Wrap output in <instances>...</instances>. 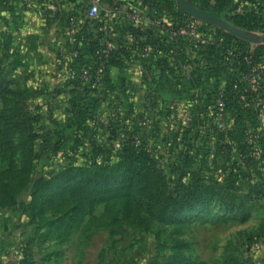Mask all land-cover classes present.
Masks as SVG:
<instances>
[{"label": "rangeland", "instance_id": "1", "mask_svg": "<svg viewBox=\"0 0 264 264\" xmlns=\"http://www.w3.org/2000/svg\"><path fill=\"white\" fill-rule=\"evenodd\" d=\"M54 23L0 0V264H264V105L245 100L239 119L230 101L225 130L217 112L215 124L199 114L151 123L137 150L155 164L136 166L163 182L141 198L126 138L105 128L96 149L89 137L114 115L100 110L102 94L69 85L73 63L53 58L52 39L67 53L71 43ZM208 126L217 145L202 143Z\"/></svg>", "mask_w": 264, "mask_h": 264}, {"label": "crops", "instance_id": "2", "mask_svg": "<svg viewBox=\"0 0 264 264\" xmlns=\"http://www.w3.org/2000/svg\"><path fill=\"white\" fill-rule=\"evenodd\" d=\"M23 1L30 14L33 13L34 10L29 6L28 0ZM170 1H175L177 4L176 0ZM259 1L264 5V0ZM134 4L140 7L143 15L138 25L131 23L125 16H118V14L125 15ZM89 5V0H78L70 6L74 14L83 15ZM103 6L109 11V16L102 15L101 21L111 22L113 27L111 39L114 47L123 50L119 52L120 64L108 67L103 82L98 85L100 94L107 98L100 110L111 114L113 106L120 100L126 109L146 114L155 124L164 125L167 121L171 122V125H178L176 120H181L183 117L194 118L197 113L203 115L202 119L207 122L213 121L215 124L216 110L209 99V90H216V86L225 87L226 84L233 82L234 77L232 70L219 77L214 75L213 63H219L222 67L227 63L224 62L223 65V54L213 50L222 42L221 36L216 33V28L199 20L197 29L203 38V44L193 49L196 43L192 39L173 34L189 28L183 25L177 8L171 2L151 4L144 0H104ZM160 14L168 15L171 20V25L162 30L153 24L154 17ZM65 17L66 15L60 20L52 21L56 22L52 27L53 34L54 31L59 33L64 31L67 34ZM52 40H59L61 48L65 46L62 45V38L58 36ZM53 41H49L51 48L58 46ZM249 46L255 51L264 45L249 43ZM182 53L187 54L188 57L183 59ZM52 56L54 59L58 58L57 53ZM87 57L88 55L83 60L85 61ZM178 67L187 72H195L198 74V80L192 82L185 76L176 77L171 69ZM151 98L157 101L153 102ZM194 98L199 100L198 103L193 100ZM171 116L173 117L170 118ZM201 138L203 145L217 144L216 134L209 126Z\"/></svg>", "mask_w": 264, "mask_h": 264}, {"label": "trees", "instance_id": "3", "mask_svg": "<svg viewBox=\"0 0 264 264\" xmlns=\"http://www.w3.org/2000/svg\"><path fill=\"white\" fill-rule=\"evenodd\" d=\"M193 4L201 7L202 9L214 13L218 15L221 18L226 17L228 22L233 24L235 27L250 31V32H262L264 33V5L259 0H190ZM144 2L149 3H156L160 2L161 4H167L171 2L178 10V14L180 16V20L182 21L183 25L186 28H197V23L199 22L198 19L193 18L189 15H187L185 12H183L177 4L170 0H161V1H154V0H144ZM213 27V26H212ZM216 33L218 36H221L222 42L216 47H214V51H219L223 54L224 62H227L229 64L230 62H233L234 65H225V67L220 66L219 63H213V72L214 75L219 77L221 74L226 73L227 71H233L235 67H238L240 71L236 72L234 81L230 84H226L225 86V92L226 98L228 99V104L234 106V110L236 113H238V118L240 119V113L244 112L247 105L245 104V100H247V103L250 104L253 99L257 95L249 89V87L245 84H242L239 82L238 78L241 77L242 74H245L247 72H250L251 69L256 68L260 63L262 58H264V46H260L257 50L253 51L249 47V43L246 42L243 39H240L224 30L216 28ZM103 37V35H102ZM196 43V42H195ZM202 43H196L195 46L193 45V49L200 46ZM72 48H77L79 52L78 61L80 62L79 65L82 68H88L91 71L92 75V82L95 83L98 79L96 87H89V86H82L79 83H75V92L78 93V95L83 96L85 94H88L89 97L91 96H97L100 94V90L98 85H100L103 82V75H98L97 70L100 66V63L98 62L95 53L101 48V42L98 39L94 38V35L85 29H81L78 32V39L74 45L71 46ZM123 50V49H122ZM121 48L118 47L113 51V57L111 58V62L108 67L112 65H118L120 64L119 60V52H122ZM234 52V55H230V51ZM183 59H186L188 57L187 54L182 53ZM88 55L87 59L84 61V57ZM166 65V64H165ZM261 65V64H260ZM264 67V64L261 65ZM181 67V66H180ZM178 67L176 69H171V71L174 73L176 77H182V71L181 68ZM166 68V67H165ZM261 68V67H257ZM107 70V68H106ZM105 70V72H106ZM191 76L190 80L192 82H196L198 80V74L195 72H188ZM238 82V88H235V84ZM73 85V81H69V85ZM185 85V84H184ZM183 85V86H184ZM216 90H209V99L214 105L215 99H216V93L219 88L217 86L215 87ZM264 95V86L262 87V90L260 92V95ZM98 100L93 101V99H90V102L92 104V109H90L92 112V115L94 118H96L95 113L98 111L99 105L101 104V99L96 98ZM194 101H197L198 99L194 98ZM151 101L155 102V98H151ZM117 105L113 106L112 114L114 116H111L110 119H108L107 126H104L106 123L105 121L100 120H94L93 124L91 125V133L89 134L90 138H93V144L98 145V143H101V132L105 128L110 130V136H112L111 139L118 138L120 135H123L125 139V143L122 145L124 149V153L126 155L125 159L129 160L131 158L134 160V165L132 168H128L126 171L128 173V179L130 182H132L136 188H137V194L144 199H155L159 195L160 187H162L163 178L160 175V173L157 171L155 167H148L147 171H141L137 166V162H141L143 164H148L154 166V162L149 159V157L146 158V153H139L137 150L139 147L137 146V139L136 137L141 138L143 143L146 142V139L153 134H156L154 131V126L152 128H147L143 125L139 126L136 125L137 123L141 122L146 118V116L141 112L137 113L132 109H126L120 102ZM250 109L254 110V115L259 113V111H255L254 108L248 107ZM260 109V108H257ZM217 112V111H216ZM215 112V113H216ZM199 116H203L201 113H197ZM196 115V114H195ZM196 117V116H193ZM177 118V117H176ZM192 117H189L191 119ZM118 119V120H117ZM193 119V118H192ZM195 119V118H194ZM101 121V123H100ZM180 120H176L177 123H179ZM128 122H131L133 125L132 130ZM190 122H192L190 120ZM122 126H120V125ZM137 129H136V128ZM184 130H186L188 133L192 132L194 133V130L190 127H184ZM142 143V144H143ZM217 145V144H216ZM211 146V145H210ZM247 147V144L243 146ZM96 149L99 148V145L95 147ZM151 162V163H150Z\"/></svg>", "mask_w": 264, "mask_h": 264}, {"label": "built area", "instance_id": "4", "mask_svg": "<svg viewBox=\"0 0 264 264\" xmlns=\"http://www.w3.org/2000/svg\"><path fill=\"white\" fill-rule=\"evenodd\" d=\"M78 0H28L29 6L34 10V12L50 21H56L62 19L64 15H66L65 24H66V31L69 37L71 46L74 45L78 39V32L81 29H85L86 31L92 33L95 39L100 40L101 48L95 53L100 66L97 70L98 75H105V70L108 68L111 58L113 57V51L115 50L114 44L112 42V34H113V27L111 22L108 21H101L102 15L109 16V11L104 9L103 2L104 0H89L90 5L87 8L85 14L83 15H76L73 13V9L70 5H73ZM154 1H161V0H154ZM118 16H125L127 20H129L134 25H138L143 15L141 13L140 7L137 4H134L129 12L124 14H118ZM153 24L159 30L165 29L171 25V20L168 15L160 14L154 17ZM174 35H182L184 37L192 39L196 43H202L203 38L200 36L199 30L197 28H189L186 31H176L173 32ZM103 35V37H102ZM72 48V47H71ZM66 48H61L60 57L57 60L60 63H73V70L69 75V80L73 81V85L77 82L82 86H89V87H96L99 80L98 79L95 83H93L91 71L88 68H82L80 62L78 61L79 52L77 48H72L71 51L68 53L66 52ZM230 55H234V52L231 50ZM226 65L233 66L234 63L230 62L229 64L225 63ZM261 68H254L251 69L250 72L242 74L240 78H238L239 82L245 84L249 87L251 91H253L257 98L254 101V105L263 106L264 101L259 99L260 92L262 87L264 86V67L259 66ZM182 75L191 78L190 74L187 70H181ZM240 71L238 67L233 69V74L235 77L236 72ZM233 77V81H234ZM235 88H238V82L235 84ZM225 87L219 88L216 93V99L214 102L215 110L218 114L219 119V128L221 130H225L228 118V99L226 98ZM157 101V100H156ZM155 101V102H156ZM152 119L150 117H146L143 121V125L145 127H149L152 124ZM139 139H137V143ZM250 143V141H249Z\"/></svg>", "mask_w": 264, "mask_h": 264}, {"label": "water", "instance_id": "5", "mask_svg": "<svg viewBox=\"0 0 264 264\" xmlns=\"http://www.w3.org/2000/svg\"><path fill=\"white\" fill-rule=\"evenodd\" d=\"M178 7L187 15L207 22L249 43L264 45V34H257L235 27L218 15L208 12L193 4L190 0H176Z\"/></svg>", "mask_w": 264, "mask_h": 264}]
</instances>
